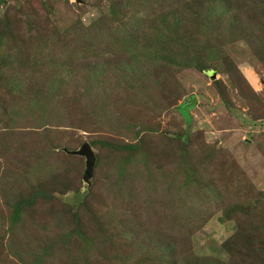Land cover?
<instances>
[{
	"label": "rangeland",
	"instance_id": "1",
	"mask_svg": "<svg viewBox=\"0 0 264 264\" xmlns=\"http://www.w3.org/2000/svg\"><path fill=\"white\" fill-rule=\"evenodd\" d=\"M158 238L263 264L264 0H0V264H161Z\"/></svg>",
	"mask_w": 264,
	"mask_h": 264
},
{
	"label": "trees",
	"instance_id": "2",
	"mask_svg": "<svg viewBox=\"0 0 264 264\" xmlns=\"http://www.w3.org/2000/svg\"><path fill=\"white\" fill-rule=\"evenodd\" d=\"M187 105H189V104H184V106L186 107L185 108V111H186V109L188 108V106ZM186 118L188 119V115H186ZM132 148H133V146H132ZM66 150H68V149H64V151L66 152ZM67 153V152H66ZM67 154H69V153H67ZM70 155H72V156H80V155H73V154H70ZM80 157H83V156H80ZM186 165L188 166V168H189V170H188V175H187V178H191V177H194V169L192 168V166H191V168L189 167V163H188V161H187V163H186ZM94 169H95V165H94V168H93V174H94ZM93 176V175H92ZM92 178V177H91ZM91 178H90V180H91ZM82 180H83V175H82ZM90 180L88 181V182H85L84 180V182L85 183H89L90 182ZM26 201V199H21L20 201H18V203L16 204V209H18L19 208V206L22 204V203H24ZM238 235H236L235 234V236H233L230 240H232V239H234V237H237ZM159 239V238H158ZM160 241L158 242L159 244L157 245V247H158V256H163V259L161 260V264H174L175 263V261H176V259L178 258L177 257V254H176V252L177 251H175L169 244L167 245L166 244V242L165 241H163V240H161V239H159ZM230 240H227L226 242H225V244L227 243V242H229ZM245 240V239H244ZM241 243L243 244L244 242L241 240ZM247 244V243H246ZM247 245H250V244H247ZM226 246L228 247V245L226 244ZM228 250H229V247H228ZM255 252H259L260 254H256L257 256H261L262 255V249L261 248H259V247H256L255 248ZM187 256V255H186ZM186 262V264H195V263H192V260H191V254L187 257V259H184V260H182V262ZM194 261H196L197 263H199V264H202V263H200V261H198V260H194ZM219 263H221V262H219V260H217V261H215V262H213V264H219ZM262 263L264 264V261H262Z\"/></svg>",
	"mask_w": 264,
	"mask_h": 264
},
{
	"label": "water",
	"instance_id": "3",
	"mask_svg": "<svg viewBox=\"0 0 264 264\" xmlns=\"http://www.w3.org/2000/svg\"><path fill=\"white\" fill-rule=\"evenodd\" d=\"M80 2L81 0H76ZM211 78H215V73L211 74ZM67 153L73 155H80L85 158V169L83 172V180L88 182L93 175V168L95 165V155L94 152L87 142H83L78 149L66 150Z\"/></svg>",
	"mask_w": 264,
	"mask_h": 264
}]
</instances>
